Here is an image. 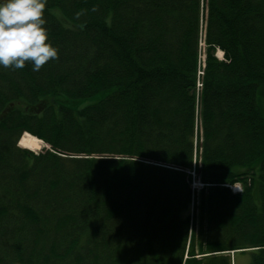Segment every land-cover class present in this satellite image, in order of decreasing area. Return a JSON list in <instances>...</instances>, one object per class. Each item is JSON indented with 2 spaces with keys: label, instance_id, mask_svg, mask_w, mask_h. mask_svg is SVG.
<instances>
[{
  "label": "trees",
  "instance_id": "trees-1",
  "mask_svg": "<svg viewBox=\"0 0 264 264\" xmlns=\"http://www.w3.org/2000/svg\"><path fill=\"white\" fill-rule=\"evenodd\" d=\"M45 19L57 57L0 67V264H264V0Z\"/></svg>",
  "mask_w": 264,
  "mask_h": 264
},
{
  "label": "clouds",
  "instance_id": "clouds-1",
  "mask_svg": "<svg viewBox=\"0 0 264 264\" xmlns=\"http://www.w3.org/2000/svg\"><path fill=\"white\" fill-rule=\"evenodd\" d=\"M47 0H0V67L38 71L58 49L45 27Z\"/></svg>",
  "mask_w": 264,
  "mask_h": 264
},
{
  "label": "rangeland",
  "instance_id": "rangeland-1",
  "mask_svg": "<svg viewBox=\"0 0 264 264\" xmlns=\"http://www.w3.org/2000/svg\"><path fill=\"white\" fill-rule=\"evenodd\" d=\"M201 46H204V39H203V42H201ZM219 51H221V50H217L216 51V54H217V56H218V59H223V53H222V51L221 52H219ZM25 133H28V132H24L23 134H22V136L20 137V141H21V139H22V137H23V135L25 134ZM30 135H32V134H30ZM33 136V135H32ZM39 139V138H38ZM40 140V139H39ZM37 144H36V146H34V149H29V148H26V149H29L30 151H32V152H35V153H39L43 148H44V144H40V143H38V142H36ZM18 146H21L20 145V142L18 143ZM20 148H23L24 149V147H20ZM39 148H41V149H39ZM194 177V176H193ZM196 184L197 185H200L199 184V182L198 181H196ZM235 186V185H234ZM198 187V186H197ZM233 187V186H232ZM199 188V187H198ZM234 257H235V264H249V261H250V254L248 253V252H245V253H235L234 254Z\"/></svg>",
  "mask_w": 264,
  "mask_h": 264
},
{
  "label": "bare ground",
  "instance_id": "bare-ground-1",
  "mask_svg": "<svg viewBox=\"0 0 264 264\" xmlns=\"http://www.w3.org/2000/svg\"><path fill=\"white\" fill-rule=\"evenodd\" d=\"M219 52H221V51H219ZM27 134H29V133H27ZM30 135V134H29ZM32 136V135H31ZM32 137H34V136H32ZM34 138H36V137H34ZM38 141H40L38 138H36ZM37 141H34V142H32L31 144H30V149H34V146H36V143ZM38 143H42L41 141L40 142H38ZM38 145V144H37ZM39 146V145H38ZM25 148V147H24ZM39 149H41V148H39Z\"/></svg>",
  "mask_w": 264,
  "mask_h": 264
}]
</instances>
